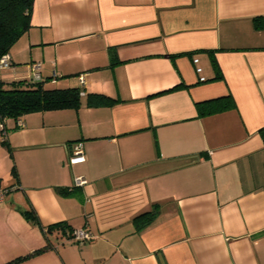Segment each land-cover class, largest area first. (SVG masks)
I'll return each instance as SVG.
<instances>
[{
  "label": "crops",
  "instance_id": "obj_1",
  "mask_svg": "<svg viewBox=\"0 0 264 264\" xmlns=\"http://www.w3.org/2000/svg\"><path fill=\"white\" fill-rule=\"evenodd\" d=\"M8 54L13 76L38 61L48 86L83 94L7 119L3 151L37 154L0 183L18 184L0 200V263L65 222L92 239L55 228L19 264H264V0H34ZM90 92L116 101L89 107ZM212 99L225 107L201 114Z\"/></svg>",
  "mask_w": 264,
  "mask_h": 264
},
{
  "label": "trees",
  "instance_id": "obj_2",
  "mask_svg": "<svg viewBox=\"0 0 264 264\" xmlns=\"http://www.w3.org/2000/svg\"><path fill=\"white\" fill-rule=\"evenodd\" d=\"M33 3L34 0H0V58L3 54L9 52L12 44L29 28ZM254 26L255 28H261L263 26L261 19H254ZM109 59L110 65H114L118 62L115 48L113 47L109 48ZM0 71L2 70L0 69ZM46 83V78L44 77L40 80H34L31 76L20 78L13 76L11 84L6 85L8 83L4 82L3 78L0 77V123L3 122V128L0 129L1 145H8V128L4 120L7 121V119L11 118L15 121L20 118L23 113L30 111L44 112L55 109L76 108L79 105L82 89L74 86L54 87L48 86ZM216 100L219 99L203 102V104L208 105L207 107L204 106L203 109L199 108L200 113H211L225 107L222 105H209ZM115 101L116 99L104 93L90 92L86 96V105L89 107L111 104ZM199 106L200 104H198V107ZM18 128L20 127L15 124V129ZM12 171L16 175L14 166L12 167ZM17 186L18 184L14 183L2 188L7 193ZM59 190L63 194L71 193V189L68 188H60ZM21 212L26 219L38 223L32 210L23 209ZM155 212L156 211L149 212L148 217L138 224V228L148 224L150 219L155 215ZM144 215H146V213L139 214L135 217V221L139 220V218H142ZM55 228L60 229L70 239H73V231L75 229L71 228L67 223L57 222L50 224L46 227H42L46 235L45 244L34 249L32 252L13 257L0 264H19L31 256L47 251L52 247L48 234L55 230Z\"/></svg>",
  "mask_w": 264,
  "mask_h": 264
},
{
  "label": "built area",
  "instance_id": "obj_3",
  "mask_svg": "<svg viewBox=\"0 0 264 264\" xmlns=\"http://www.w3.org/2000/svg\"><path fill=\"white\" fill-rule=\"evenodd\" d=\"M12 62L10 60L9 54L5 53L1 56L0 58V69L4 70V69H9L12 68ZM28 68H29V76H31L34 80H40L42 79V74H41V63L38 61H33L28 63ZM204 79V78H203ZM54 81V80H53ZM79 82L81 84L84 83V79L82 75H79ZM81 94H83V92L81 91ZM4 122L6 123L7 121L4 120ZM15 124L18 127H22L24 125V122L21 118H18L15 120ZM3 128V122L0 123V129ZM74 152L76 153L75 156L70 158V162L75 164V163H79L84 161V156L80 154L79 150L76 149L74 150ZM83 183H85L84 180H79L78 184L82 185ZM5 190L2 188V186H0V200L4 199L5 197ZM73 240L76 243L82 244L86 241H90L92 239V234L87 231L86 229H79V230H74L73 231Z\"/></svg>",
  "mask_w": 264,
  "mask_h": 264
},
{
  "label": "rangeland",
  "instance_id": "obj_4",
  "mask_svg": "<svg viewBox=\"0 0 264 264\" xmlns=\"http://www.w3.org/2000/svg\"><path fill=\"white\" fill-rule=\"evenodd\" d=\"M19 67H21L20 69H23L22 65H19ZM0 77L3 78L4 82L8 83L6 85L11 84V82L13 81V75H12V71L10 69L0 71ZM46 84L49 85L50 83L47 82ZM53 86L55 87V85H53ZM32 113H34V111L26 112V113H23L20 117L27 119L26 118L27 114H32ZM35 115H36L35 117H37V119H38V120H36V123H39L41 125V122H42L41 115L40 114H35ZM11 123L12 122L9 121V124H11ZM35 125H38V124H35ZM20 130H23V129H20ZM37 131H39V130H37ZM37 131L34 132V135L39 134V133H37ZM4 147H6V146H4ZM6 152L3 151V146H0V183L2 185L8 184V182L10 180V176L13 175L12 174L13 164H15L16 168H18L17 167V163H18L17 161H20L21 159H22V161L23 160L25 161V160L32 158V157L36 158V154H37L36 150H28V151H24L22 153H18L15 156L10 157V155H8L9 153L6 154ZM39 160H40V158H39Z\"/></svg>",
  "mask_w": 264,
  "mask_h": 264
}]
</instances>
